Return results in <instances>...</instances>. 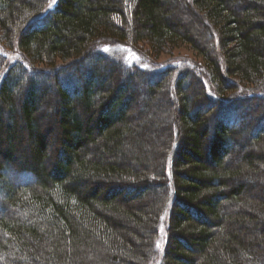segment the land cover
Returning a JSON list of instances; mask_svg holds the SVG:
<instances>
[{
	"label": "trees",
	"instance_id": "1",
	"mask_svg": "<svg viewBox=\"0 0 264 264\" xmlns=\"http://www.w3.org/2000/svg\"><path fill=\"white\" fill-rule=\"evenodd\" d=\"M51 2L0 0V264H264V0Z\"/></svg>",
	"mask_w": 264,
	"mask_h": 264
},
{
	"label": "rangeland",
	"instance_id": "2",
	"mask_svg": "<svg viewBox=\"0 0 264 264\" xmlns=\"http://www.w3.org/2000/svg\"><path fill=\"white\" fill-rule=\"evenodd\" d=\"M189 17V16H188ZM2 36V32L0 30V38ZM3 45H10V42H5L2 41ZM143 50L148 51V48L144 45L140 46ZM0 50H2V47L0 46ZM6 53V52H5ZM10 55V59L15 58V55H13L11 52H9ZM137 58V56H136ZM146 63H149L151 66L154 67H165L169 64H181L185 61L190 62L189 64L193 66V68H197V70H199V68L201 66H205V60L202 59L199 55H197L195 52H193L188 46H182L178 49H175L170 55L169 54H161L158 58L153 59L151 57H143L142 58ZM60 63V62H59ZM195 66H194V65ZM158 68V69H159ZM201 71V69H200ZM199 71V72H200ZM20 178L17 176L16 178H13V183H19L20 182ZM156 244L157 246L161 247L162 243L161 240H156ZM89 252L83 251L82 253V257L84 256L87 262H90L88 264H97L96 260H93L92 257L89 256ZM156 264V263H155Z\"/></svg>",
	"mask_w": 264,
	"mask_h": 264
},
{
	"label": "snow or ice",
	"instance_id": "3",
	"mask_svg": "<svg viewBox=\"0 0 264 264\" xmlns=\"http://www.w3.org/2000/svg\"><path fill=\"white\" fill-rule=\"evenodd\" d=\"M54 3H55V0H52V2L49 4V7H51L52 4H54Z\"/></svg>",
	"mask_w": 264,
	"mask_h": 264
}]
</instances>
